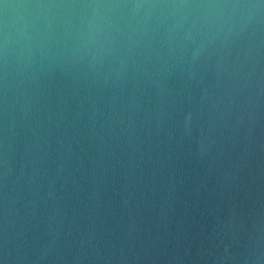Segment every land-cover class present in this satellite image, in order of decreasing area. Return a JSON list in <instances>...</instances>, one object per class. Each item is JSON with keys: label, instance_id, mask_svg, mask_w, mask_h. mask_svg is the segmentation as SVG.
<instances>
[{"label": "water", "instance_id": "1", "mask_svg": "<svg viewBox=\"0 0 264 264\" xmlns=\"http://www.w3.org/2000/svg\"><path fill=\"white\" fill-rule=\"evenodd\" d=\"M0 264H264V0H0Z\"/></svg>", "mask_w": 264, "mask_h": 264}]
</instances>
